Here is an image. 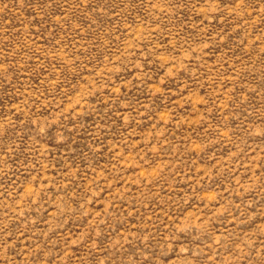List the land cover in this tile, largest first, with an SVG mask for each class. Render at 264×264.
<instances>
[{
	"label": "rangeland",
	"instance_id": "1",
	"mask_svg": "<svg viewBox=\"0 0 264 264\" xmlns=\"http://www.w3.org/2000/svg\"><path fill=\"white\" fill-rule=\"evenodd\" d=\"M0 264H264V0H0Z\"/></svg>",
	"mask_w": 264,
	"mask_h": 264
}]
</instances>
